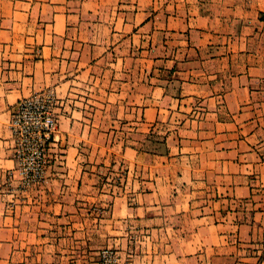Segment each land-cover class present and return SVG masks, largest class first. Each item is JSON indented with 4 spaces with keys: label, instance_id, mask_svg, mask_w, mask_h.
I'll return each instance as SVG.
<instances>
[{
    "label": "crops",
    "instance_id": "obj_1",
    "mask_svg": "<svg viewBox=\"0 0 264 264\" xmlns=\"http://www.w3.org/2000/svg\"><path fill=\"white\" fill-rule=\"evenodd\" d=\"M103 76L122 99L95 109L138 125L106 181L74 107L45 181L24 184L13 105ZM102 204L127 264H264V0H0V264H95Z\"/></svg>",
    "mask_w": 264,
    "mask_h": 264
},
{
    "label": "rangeland",
    "instance_id": "obj_2",
    "mask_svg": "<svg viewBox=\"0 0 264 264\" xmlns=\"http://www.w3.org/2000/svg\"><path fill=\"white\" fill-rule=\"evenodd\" d=\"M110 79H117L121 80L120 78H107V77H100V78H81L82 85L78 84V88L71 89L70 92L66 93L67 95L65 97H61L64 99V104H60L61 98L58 96V92L55 89H52L51 87L43 88L34 92L45 93L49 94L51 96V104H52V112L55 116L57 125L56 129L54 131V138H51L49 142L46 145V154H45V171L44 176L40 180L36 181L35 183L29 184L31 185H39L42 184L46 177H47V163L49 153L52 151V148H55V153H59L63 146L66 144V138H63V141L61 142V131L59 130V122L62 119V116L64 115H72L74 112V107H78L76 116L83 117L82 124L78 125V130L80 129V137L83 138L82 140H79L78 142L82 144V147H84V152L87 155L86 156V163L93 162L98 166V169L100 168L103 171V180L106 181V177L108 173H104L107 170H111V160H112V154L113 149H115L116 152H121V146L122 142L125 139H132V137L137 132L138 125L133 122V114L132 112L127 111V115L122 116L121 109H117L116 107H113V105L109 106L110 108L107 110H104L102 107L99 108V110L95 109L96 102H104L112 103L114 101L121 100V90H117L115 88L114 97L112 100L110 99L109 93L107 94L105 91L108 88L107 83H111ZM118 83H115L117 85ZM120 88V87H119ZM31 94L27 95L30 96ZM125 95V94H124ZM26 97V96H25ZM24 98V97H22ZM20 98L14 105L11 110L10 114V120H9V128L11 130L12 138H13V146L12 150L14 153V157L16 160V164L21 172L22 175V181L23 180V172H22V159L21 154L22 152H30L31 151V143L29 141H34L33 136L35 138V134H30L27 132L25 127L23 126L22 121H20V127H18L17 130H14V127L12 126V118L14 117V112L18 108V103L22 99ZM131 99H134L133 95L131 94ZM91 106H94L92 109ZM59 107V109H58ZM98 112V114L108 115L105 123H103V118L100 120V124H94L92 129V124L90 119H93L95 117V113ZM128 116V117H127ZM99 122V119L97 120ZM57 138V139H55ZM129 140V139H128ZM126 143V141H124ZM92 154L94 157L93 161L89 160V155ZM85 156H83L84 158ZM115 156L113 157V159ZM62 157L59 155L56 160H61ZM97 159V162L95 161ZM118 161L117 167H120L121 165L119 162L121 159L119 157L117 158ZM119 170V169H118ZM100 180V179H99ZM102 180V178H101ZM110 180V179H109ZM108 180V181H109ZM8 181L9 177L7 175L5 181L3 182V186L8 188ZM24 184H26L24 182ZM28 185V184H27ZM110 209V206L108 204H102V205H92L91 210L93 211L95 217H98V219L94 220L92 223V227H98L101 229V234L98 236L97 241V249L96 253H92L93 260L95 261V264H127L128 260L127 258L133 257L132 255H129V253H122V244L124 243L121 240V234L115 233L114 239H109L104 233L106 228V214L108 210ZM105 214V215H104ZM105 216V217H104ZM131 243L136 244L137 236L136 233H131ZM96 257V258H95Z\"/></svg>",
    "mask_w": 264,
    "mask_h": 264
},
{
    "label": "built area",
    "instance_id": "obj_3",
    "mask_svg": "<svg viewBox=\"0 0 264 264\" xmlns=\"http://www.w3.org/2000/svg\"><path fill=\"white\" fill-rule=\"evenodd\" d=\"M51 96L49 94L34 92L30 96L22 98L12 118L14 130L23 126L33 136L30 152H22L23 180L26 184H32L44 176L46 145L54 138L56 119L52 112Z\"/></svg>",
    "mask_w": 264,
    "mask_h": 264
}]
</instances>
